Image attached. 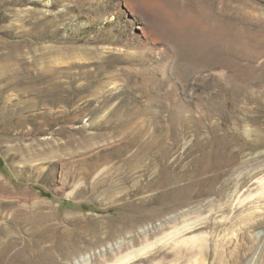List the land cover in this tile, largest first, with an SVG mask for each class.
Masks as SVG:
<instances>
[{
  "label": "rangeland",
  "instance_id": "1",
  "mask_svg": "<svg viewBox=\"0 0 264 264\" xmlns=\"http://www.w3.org/2000/svg\"><path fill=\"white\" fill-rule=\"evenodd\" d=\"M0 80V264H264V0H0Z\"/></svg>",
  "mask_w": 264,
  "mask_h": 264
},
{
  "label": "bare ground",
  "instance_id": "2",
  "mask_svg": "<svg viewBox=\"0 0 264 264\" xmlns=\"http://www.w3.org/2000/svg\"><path fill=\"white\" fill-rule=\"evenodd\" d=\"M1 81V80H0ZM25 84V83H24ZM8 85V84H7ZM4 92V91H3ZM7 93V92H6ZM5 109V108H4ZM10 153H11V151H10ZM14 154V153H13ZM15 159V158H14ZM110 174V173H109ZM104 175V174H103ZM110 176H111V174H110ZM115 178V177H114ZM65 179H68V174L66 175V178ZM103 179V181L104 180H107L108 179V177L107 176H105L104 175V177L102 178ZM102 179L100 178V179H97L96 180V182L95 183H93L91 186H85V187H83V189L85 190V189H90V191H91V189L92 190H96L97 189V187H98V183L100 182V180H101V182L100 183H102ZM112 179V178H111ZM108 180H110V179H108ZM113 180H115V179H113ZM116 181V180H115ZM104 183V182H103ZM116 183V182H115ZM120 183V182H119ZM90 185V184H89ZM115 185V184H114ZM118 186V185H117ZM110 187H112V185H110ZM116 187V186H115ZM114 187V188H115ZM118 188V187H117ZM82 189V190H83ZM95 192V191H94ZM112 192V191H111ZM110 193V192H109ZM37 206V205H36Z\"/></svg>",
  "mask_w": 264,
  "mask_h": 264
}]
</instances>
